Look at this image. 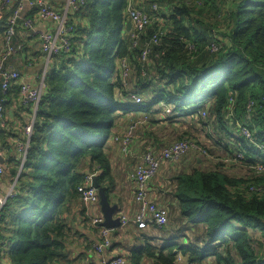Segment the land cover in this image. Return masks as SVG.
Segmentation results:
<instances>
[{
  "label": "trees",
  "instance_id": "trees-1",
  "mask_svg": "<svg viewBox=\"0 0 264 264\" xmlns=\"http://www.w3.org/2000/svg\"><path fill=\"white\" fill-rule=\"evenodd\" d=\"M79 1L68 14L70 50L50 61L54 70L45 78L23 167L0 211V264L66 260L65 214L80 199L82 161L97 166V182L111 203L105 144L113 137L114 117L132 111L144 114L136 126L149 123L140 130L156 124L159 112L181 124L190 118L204 141L191 138L190 128H180L174 141L196 142L207 156L196 155L205 159L221 147L232 162L174 176L176 215L189 222L175 234L168 225L161 246L133 252L130 264H177L178 255L190 264H264V176L233 174L235 165L264 163V0H151L156 10L149 4L142 11L150 23L138 39L126 30L129 0ZM12 2L0 36L15 9ZM14 91L0 93L4 108L14 104ZM10 130L0 129L2 175L15 179L22 160L12 153Z\"/></svg>",
  "mask_w": 264,
  "mask_h": 264
},
{
  "label": "crops",
  "instance_id": "crops-1",
  "mask_svg": "<svg viewBox=\"0 0 264 264\" xmlns=\"http://www.w3.org/2000/svg\"><path fill=\"white\" fill-rule=\"evenodd\" d=\"M33 0H26L23 2V8L20 12V18L18 23L21 22V26L16 27L15 35L12 38V44L16 50L9 60L6 62V68L15 70L21 75V81L19 84H29L32 87L38 85L41 75L46 72L50 73L54 70V64L49 62L46 64L44 54L41 52L40 42L38 35L44 32H53L54 26L50 22H44L37 18L34 10L32 9L31 2ZM48 5L53 7L56 11L61 13L65 8L64 0H44ZM133 1V0H131ZM136 7L140 11L147 13L149 10V4L151 9V0H136ZM20 2L13 0L12 5L16 8ZM134 4V3H133ZM151 12V11H150ZM26 18L32 19L34 26L31 29H27L22 26L23 20ZM2 38L0 36V50L3 49ZM45 75V78H46ZM134 81L135 78L133 79ZM19 84L13 87L14 92L19 89ZM1 95H5L0 91ZM12 99L14 104H10L4 108L5 115L0 123H3L2 130H10V139L15 144L13 147V154L16 153V157L22 160L17 174L21 173L23 167L22 154L19 152L18 144L24 145L27 141L25 128L32 122V111L31 107L18 108L15 102L19 98ZM126 101V100H125ZM124 102V101H123ZM9 104V103H7ZM6 104V105H7ZM158 107V106H157ZM151 108V111L157 112L159 108ZM162 111V110H161ZM151 114V112L149 113ZM161 112L155 114V120L158 122L150 128L154 131L151 132L150 128L146 130L137 129L136 121L143 118L144 114L125 112L118 113L114 117V127L112 129V136H123L126 131L132 130L137 132L134 137V142L127 154H123L120 149V145L116 144L112 140H107L105 144L106 156L110 162L111 177L113 179L112 186H109L111 191L109 194L111 205L118 207L117 217L127 219L128 222L125 225L116 227L113 230H109L110 246L108 249L98 252L95 250V246L101 241V227L95 226L93 220L101 218V212L99 206L92 204H85L81 199L73 201L69 205L68 212L65 214L66 218V260H62L59 264H104L107 263L113 257L120 256L126 261L125 264H130V257L133 252L142 250L147 244L152 246H161L159 241L165 240L164 233L167 231V226H171L172 234H175L177 230L184 227L189 221L185 220L181 216L176 215L178 213V202L174 198L175 186L172 185V178L179 173V167L181 162H191L192 169H199V164L205 165L202 171L207 170L216 164L213 158L204 159L191 152L186 157L175 162L160 161L159 170L151 183L149 184L147 193L151 204L160 210H164L167 215V224L163 229H158L152 223H147L144 228L138 227L134 222L133 218L140 213V206L135 200L136 186L131 180V174L136 167L142 164L143 157L150 153L154 158L158 159L160 152L163 148L169 144L175 143L173 134H177L181 129L190 131L191 138H197L199 134L198 125L194 121H190L187 118L186 122L181 124L179 121H170L167 116H162ZM162 120V121H161ZM179 122V123H178ZM178 123V124H177ZM189 124L190 126H187ZM137 129V131H136ZM174 129L175 132L171 133ZM141 131L144 132L146 140L140 141ZM13 137H12V136ZM157 139V142H155ZM174 141V142H173ZM204 141V140H203ZM29 145V144H28ZM207 145H209L207 143ZM213 154L217 157H227L226 153L220 148H213ZM223 154L222 156H218ZM4 158V156H3ZM6 163V158H4ZM180 161V162H179ZM173 166V167H171ZM233 168V174L235 173L238 177L244 176V169L242 165H235ZM207 168V169H206ZM201 170V169H199ZM175 171H178L177 173ZM192 172V170H190ZM184 172V173H190ZM79 173L84 176L85 182L91 184V177L98 176L101 172L97 166L89 159L86 158L82 161ZM170 177V178H169ZM15 183V179H12L8 174L0 175V198L7 195L8 191ZM82 186V185H81ZM80 187V186H79ZM180 213V211H179ZM96 228H95V227ZM204 229L201 225V230ZM173 237H176L173 235ZM185 244L188 243V239H185ZM181 260L179 264H190L186 257L178 255ZM150 259L142 260L141 264H153ZM212 260H207L204 264H211Z\"/></svg>",
  "mask_w": 264,
  "mask_h": 264
},
{
  "label": "built area",
  "instance_id": "built-area-1",
  "mask_svg": "<svg viewBox=\"0 0 264 264\" xmlns=\"http://www.w3.org/2000/svg\"><path fill=\"white\" fill-rule=\"evenodd\" d=\"M13 0H2L0 5V21L3 18L4 10L6 6H9L10 2ZM26 0H20L19 5L14 9L12 15H10L7 22V29L2 35V46L3 49L0 50V91L3 94H7L15 85L19 84L21 81V75L15 71L6 68V62L9 58L15 54L16 50L12 44V38L15 35V30L18 25V20L20 18V12L23 8V2ZM65 8L61 13L56 11L53 7L48 5L44 0H33L31 2V7L37 15V18L44 22H50L54 26L53 32H44L39 34L37 37L40 42L41 52L44 54L46 64H48L53 57L59 55L61 52L67 53L70 50V33L71 28L68 26V14L70 11L75 10L77 8V4L81 3L79 0H64ZM127 9V16L129 22L131 23V38L138 39L140 34L145 30V28L150 23L149 16L140 11L138 7H136L131 0ZM153 10H156V5L152 6ZM34 21L32 19L26 18L22 22V26L31 29L34 26ZM154 43L157 42L156 37L152 40ZM147 50L142 53V59L144 60L147 54ZM123 67V65H122ZM45 75L44 72L38 85L35 87L30 86L29 84H19V98L15 102V105L19 108L31 107L32 111V122L29 126L25 128V134L27 141L24 145L18 144L19 152L22 154L23 158L26 155V151L28 148L30 136L32 133V127L35 122V116L38 110V106L42 100V96L45 93ZM125 76V71L124 74ZM131 98L134 100L135 104H141V98L137 97V95H132ZM6 102V101H5ZM0 103V120H3L4 116V103ZM165 113L170 115V109L166 108ZM204 116V115H203ZM3 123H0V126L3 127ZM132 130L126 131V134L123 137L113 136L111 140L116 144L120 145V149L123 154H127L129 152V144L132 141ZM134 137V136H133ZM194 152L200 155H206V152L194 141H184V142H175L172 145L164 148L160 152V156L158 159L154 158L152 154L147 153L143 159L142 164L133 171L131 174V180L136 186L135 192V200L140 206V213L133 218L132 222H134L138 227L144 228L147 223H152L155 227L161 228L167 223V215L164 210H160L156 208L153 204L150 203L148 198V184L155 177L159 170L160 161H168L175 162L181 160L188 153ZM237 159L240 160L241 163H244V157L242 154H236ZM226 160V158H225ZM232 162L230 160H226V163ZM235 163V162H234ZM237 163V162H236ZM240 164V163H239ZM251 171L256 176H264V163L257 162L255 164H246ZM3 174V169L0 167V175ZM19 177V173L16 175L15 180ZM15 184L12 185L7 195L3 198H0V211L4 206L6 200L13 196ZM250 191L260 193L262 192L261 187H251ZM77 193L80 199L85 204H92L95 206H99V197L97 195V191L92 188L90 183L87 185H82L77 188ZM102 216L101 218H96L93 220V224L95 226H100L102 224ZM130 222L127 219L121 218V225H125ZM102 228V227H101ZM109 230L104 228L101 229V241L99 244L95 246V250L98 252H102L103 250L108 249L111 242L109 239ZM181 258L178 256L176 258V263H180ZM126 261L123 257L116 256L108 260L107 263L104 264H125Z\"/></svg>",
  "mask_w": 264,
  "mask_h": 264
},
{
  "label": "water",
  "instance_id": "water-1",
  "mask_svg": "<svg viewBox=\"0 0 264 264\" xmlns=\"http://www.w3.org/2000/svg\"><path fill=\"white\" fill-rule=\"evenodd\" d=\"M127 32L131 31V23H127ZM0 167L4 170L6 169V164L4 162V158L0 155ZM18 179V178H17ZM15 180V183L17 181ZM91 186L97 191V195L99 197V208L102 215V224L101 227L106 230H113L116 227H119L121 224V218L117 217L118 207L116 205H111L108 196L106 195V190L99 186L97 182V177H91Z\"/></svg>",
  "mask_w": 264,
  "mask_h": 264
},
{
  "label": "rangeland",
  "instance_id": "rangeland-1",
  "mask_svg": "<svg viewBox=\"0 0 264 264\" xmlns=\"http://www.w3.org/2000/svg\"><path fill=\"white\" fill-rule=\"evenodd\" d=\"M133 3H134V5L137 3V1L136 0H133L132 1ZM4 13H5V10H4ZM3 13V14H4ZM211 17V16H210ZM162 116H166L165 114H163ZM151 117H149V119H150ZM147 122H145L144 120H143V122L142 123H139L138 124V128L139 127H141V126H144L145 124H146ZM147 124H149V123H147ZM133 133H132V141H131V143L129 144V150H130V148L132 147V145H133V142H134V137H135V135H136V132L135 131H132ZM125 134H126V132H125ZM124 134V135H125ZM135 134V135H134ZM123 135V136H124ZM123 136H120V137H123ZM134 136V137H133ZM195 141H197L200 145H201V142H203V139H202V136H198V139H195ZM188 154H190V152L188 153ZM187 154V155H188ZM186 155V156H187ZM217 155V154H216ZM216 155H214L213 154V159L215 160V162H216V164L218 165H222V164H226V160H225V158L226 157H217ZM223 154H220V155H218V156H222ZM186 156H184V157H186ZM203 156H207V154L206 155H203ZM183 157V158H184ZM200 158H202V157H200ZM183 160V159H182ZM181 160V161H182ZM202 160H203V162H204V159L202 158ZM180 162V161H179ZM180 164V167H179V172H181V171H183V172H190V170H192L193 171V167H192V164H193V161H191V162H186V161H184V162H181V163H179ZM216 164H214V165H216ZM171 167H173V166H171ZM199 169H204L205 168V165H202V163H200L199 164ZM215 167V166H214ZM242 168L244 169V173H245V175L246 176H248V177H250V178H253L254 176H255V174L249 169V167L248 166H245V165H242ZM207 169V168H206ZM208 171V170H207ZM176 173L178 172V171H175ZM170 178V177H169Z\"/></svg>",
  "mask_w": 264,
  "mask_h": 264
},
{
  "label": "bare ground",
  "instance_id": "bare-ground-1",
  "mask_svg": "<svg viewBox=\"0 0 264 264\" xmlns=\"http://www.w3.org/2000/svg\"><path fill=\"white\" fill-rule=\"evenodd\" d=\"M150 184V183H149ZM149 184H148V186H149Z\"/></svg>",
  "mask_w": 264,
  "mask_h": 264
}]
</instances>
